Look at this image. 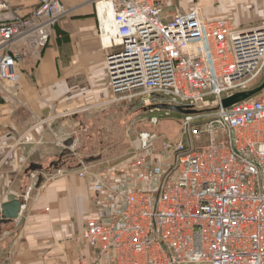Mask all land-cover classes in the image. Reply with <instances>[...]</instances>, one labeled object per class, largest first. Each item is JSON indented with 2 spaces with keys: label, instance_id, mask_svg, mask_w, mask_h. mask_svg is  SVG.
<instances>
[{
  "label": "built area",
  "instance_id": "1",
  "mask_svg": "<svg viewBox=\"0 0 264 264\" xmlns=\"http://www.w3.org/2000/svg\"><path fill=\"white\" fill-rule=\"evenodd\" d=\"M14 1L31 0H0V105L18 89L23 60L38 59L69 14L62 0H34L26 14ZM95 1L107 50L106 102L136 100L161 112L152 126L173 111L154 105L193 112L158 158L160 135L145 130L136 155L111 170L141 172L140 189L129 177L90 183L109 201L87 219L82 238L93 259L82 263L264 264V92L223 106L264 75V20L241 28L197 6L167 11L166 0ZM102 1L115 8L112 32L98 12Z\"/></svg>",
  "mask_w": 264,
  "mask_h": 264
},
{
  "label": "crops",
  "instance_id": "2",
  "mask_svg": "<svg viewBox=\"0 0 264 264\" xmlns=\"http://www.w3.org/2000/svg\"><path fill=\"white\" fill-rule=\"evenodd\" d=\"M188 1L166 0V9L198 6L206 17L226 18L241 28L264 19V0ZM33 2L18 4L21 12H30ZM62 3L69 14L41 56L23 60L18 89L4 93L0 105V210L11 194L22 202L17 218L0 223V264L90 263L93 252L82 232L108 195L91 190L90 183L116 176L104 157L85 153L93 142L89 116L103 111L109 119L115 110L106 102L111 91L97 9L94 0ZM65 155L79 160L78 166L49 170ZM80 163L88 164L85 176L79 175ZM32 164L39 168L30 169Z\"/></svg>",
  "mask_w": 264,
  "mask_h": 264
},
{
  "label": "rangeland",
  "instance_id": "3",
  "mask_svg": "<svg viewBox=\"0 0 264 264\" xmlns=\"http://www.w3.org/2000/svg\"><path fill=\"white\" fill-rule=\"evenodd\" d=\"M95 2L96 1L94 0V3ZM188 2L189 3L197 2V0H189ZM18 4H23V3L18 1L13 2V6L15 7L20 6ZM95 7H96V3H95ZM21 14H24L23 11L21 12ZM263 82H264V75L252 87V89L260 86ZM262 92H264V89ZM112 105H115L114 106L115 110L113 116L109 117V119L105 117L106 113H104L103 111L102 112L100 111L101 113L93 117L89 116V120L91 121H89L88 134L92 136L91 138H93V142H89L86 144V147L88 148L89 151L88 150L85 151L87 155L94 154L104 157L105 166L106 167L109 166L108 170L109 169L112 170L114 168H120L124 162L128 161L134 155H136L138 151L137 140L139 134L142 131L151 129V130H155L160 135L159 140L156 142L155 145L156 147L153 154V157L155 158H158V156L161 155V150L164 141H170V140L173 141L181 137L182 119L185 113L172 111L170 116L161 117V121H159L158 125L152 126L150 124V118L155 114L157 115L161 114V112H152L150 108L149 109L144 108L143 104L139 103V101L136 102V100H134L133 102L119 101L117 103H112ZM91 111L93 110L91 109L87 110V113H90ZM66 158L67 155H65V158L61 157L60 159L53 161V164L49 166V170L52 171L53 168L55 169L62 165L63 166L69 165L71 167L78 166L79 160L72 158L70 156L68 159ZM55 163H57V165H55ZM87 165L88 164L86 163L85 165H83V163H80L81 166V167L79 166L81 168L79 172L80 176H85L87 174L88 172ZM105 166L102 167L106 168ZM84 172L86 173L82 175V173ZM103 172H104L103 174H106L107 173L106 169H104ZM111 173L116 176H111V174L107 175L108 177L105 176L110 181L109 182L104 179V182L107 186H109L113 182L112 178L121 180L122 178L124 179L128 177L133 178V181H135V183L137 181L138 189H140L141 184L142 185L145 184V181L140 175L141 172H138L137 170H130L129 172L126 170L125 171L122 170L121 172L116 171ZM107 174H109V172ZM34 178L36 179V177ZM99 178L102 180V177ZM108 201H109V194L107 195V201H105L104 204L107 203Z\"/></svg>",
  "mask_w": 264,
  "mask_h": 264
},
{
  "label": "water",
  "instance_id": "4",
  "mask_svg": "<svg viewBox=\"0 0 264 264\" xmlns=\"http://www.w3.org/2000/svg\"><path fill=\"white\" fill-rule=\"evenodd\" d=\"M264 89V82L252 89V90H248V91H244V92H239L234 94L233 96L226 98L223 100V106L224 107H229L237 102L243 101L245 99L251 98L255 95H257L258 93H260L262 90ZM153 108H160V109H171L175 112H180V113H190L193 112L192 110H187L184 109L180 106H170L168 104H159V105H154ZM55 165H57V163H55ZM39 166L36 164H32L31 168L32 170L38 169ZM22 202L20 199H18L15 195L11 194L8 196V201L3 203L1 205V219H0V223L3 222H7V220H11V219H15L19 216V211L21 208Z\"/></svg>",
  "mask_w": 264,
  "mask_h": 264
},
{
  "label": "bare ground",
  "instance_id": "5",
  "mask_svg": "<svg viewBox=\"0 0 264 264\" xmlns=\"http://www.w3.org/2000/svg\"><path fill=\"white\" fill-rule=\"evenodd\" d=\"M99 14L101 17H103V25L104 27L107 29V31L112 32L113 28H112V19L114 16V5L113 2L111 1H102L99 4Z\"/></svg>",
  "mask_w": 264,
  "mask_h": 264
}]
</instances>
